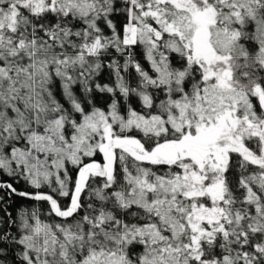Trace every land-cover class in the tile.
Returning a JSON list of instances; mask_svg holds the SVG:
<instances>
[{"label":"snow or ice","instance_id":"1","mask_svg":"<svg viewBox=\"0 0 264 264\" xmlns=\"http://www.w3.org/2000/svg\"><path fill=\"white\" fill-rule=\"evenodd\" d=\"M0 264H264V0H0Z\"/></svg>","mask_w":264,"mask_h":264},{"label":"trees","instance_id":"2","mask_svg":"<svg viewBox=\"0 0 264 264\" xmlns=\"http://www.w3.org/2000/svg\"><path fill=\"white\" fill-rule=\"evenodd\" d=\"M18 187L21 189V190H23V188H24V185L23 184H20V185H18ZM24 203H31V201H23V200H21V199H19V198H17L16 199V204H24Z\"/></svg>","mask_w":264,"mask_h":264}]
</instances>
